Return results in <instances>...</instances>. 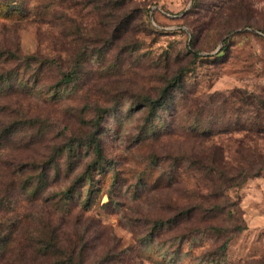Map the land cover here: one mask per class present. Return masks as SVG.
Wrapping results in <instances>:
<instances>
[{
    "label": "rangeland",
    "instance_id": "rangeland-1",
    "mask_svg": "<svg viewBox=\"0 0 264 264\" xmlns=\"http://www.w3.org/2000/svg\"><path fill=\"white\" fill-rule=\"evenodd\" d=\"M0 225L4 264H264V0H0Z\"/></svg>",
    "mask_w": 264,
    "mask_h": 264
},
{
    "label": "trees",
    "instance_id": "trees-1",
    "mask_svg": "<svg viewBox=\"0 0 264 264\" xmlns=\"http://www.w3.org/2000/svg\"><path fill=\"white\" fill-rule=\"evenodd\" d=\"M8 17L7 15L4 17L6 18ZM182 75V74H181ZM72 79V73H69L66 75L65 79H63V82H68ZM177 81V79H175L174 81H172L169 85H175L174 83ZM169 89L168 87L166 89L163 90V96L167 97L169 94ZM151 103V109H150V116L153 115V113H156V110L158 108V102L154 101V100H150ZM163 104V103H162ZM162 104H160L162 106ZM97 144V143H96ZM96 153L98 155V159L99 157L102 156V147L97 144L96 145ZM218 168H215L214 173L215 175L220 174L221 177L226 176V173L224 172V170L222 169V166L219 164L217 165ZM241 180V178H240ZM244 180L245 177H244ZM231 182L233 183L234 186H236V184L239 182L238 180L231 178ZM32 192V191H31ZM36 190L33 191L32 195H35ZM30 195V196H32ZM5 230L2 228V226L0 225V264H4L3 261L1 262V260L6 257V253H8L9 251L7 250L8 247V234H4ZM56 232H52V236L53 238L51 239H45L43 236L40 238H36L35 241V245H37L39 253L43 256V257H47V258H54L53 260L55 261L56 264H67L69 262V260L67 259V253L64 252V249H62V247H60V240L58 235H54ZM11 238V236H10Z\"/></svg>",
    "mask_w": 264,
    "mask_h": 264
}]
</instances>
